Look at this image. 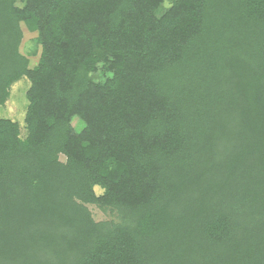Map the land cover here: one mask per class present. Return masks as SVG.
I'll list each match as a JSON object with an SVG mask.
<instances>
[{"label": "trees", "instance_id": "obj_1", "mask_svg": "<svg viewBox=\"0 0 264 264\" xmlns=\"http://www.w3.org/2000/svg\"><path fill=\"white\" fill-rule=\"evenodd\" d=\"M23 78L0 264H264V0H0Z\"/></svg>", "mask_w": 264, "mask_h": 264}, {"label": "rangeland", "instance_id": "obj_2", "mask_svg": "<svg viewBox=\"0 0 264 264\" xmlns=\"http://www.w3.org/2000/svg\"><path fill=\"white\" fill-rule=\"evenodd\" d=\"M171 5L170 1H166L163 7L166 9ZM35 35L33 34H26L25 40L23 43L22 50L23 51H30L33 47L32 39ZM33 65L36 64L37 58H34ZM30 86V81L27 78H23L21 81L15 83L11 90V97L6 106H0V117L11 118L13 120L20 121L23 123L25 118V113L27 109V96L26 92ZM75 126L79 128L77 120L74 119ZM90 209L92 210L93 216L96 220H102L110 218L109 213L103 212L98 209L96 206L89 205Z\"/></svg>", "mask_w": 264, "mask_h": 264}]
</instances>
